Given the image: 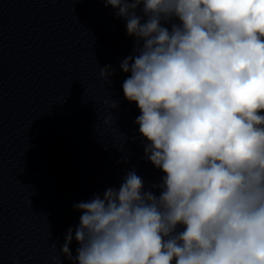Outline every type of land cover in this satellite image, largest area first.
I'll list each match as a JSON object with an SVG mask.
<instances>
[{
	"label": "clouds",
	"instance_id": "9594fccd",
	"mask_svg": "<svg viewBox=\"0 0 264 264\" xmlns=\"http://www.w3.org/2000/svg\"><path fill=\"white\" fill-rule=\"evenodd\" d=\"M103 2L143 42L123 92L165 175L159 196L132 171L74 205L77 255L70 228L54 264H264V0Z\"/></svg>",
	"mask_w": 264,
	"mask_h": 264
}]
</instances>
